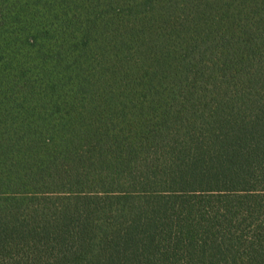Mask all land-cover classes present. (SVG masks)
<instances>
[{
	"label": "trees",
	"instance_id": "trees-1",
	"mask_svg": "<svg viewBox=\"0 0 264 264\" xmlns=\"http://www.w3.org/2000/svg\"><path fill=\"white\" fill-rule=\"evenodd\" d=\"M0 264H264V0H0Z\"/></svg>",
	"mask_w": 264,
	"mask_h": 264
}]
</instances>
